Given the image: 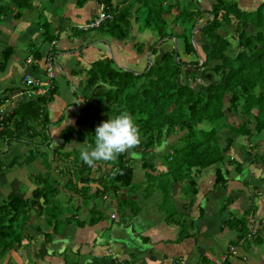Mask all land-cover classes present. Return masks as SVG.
<instances>
[{"label": "trees", "instance_id": "obj_1", "mask_svg": "<svg viewBox=\"0 0 264 264\" xmlns=\"http://www.w3.org/2000/svg\"><path fill=\"white\" fill-rule=\"evenodd\" d=\"M247 1L253 2L249 9L240 7L239 0H205L206 6L197 7L193 2L179 7L178 1L172 3L170 0H123L120 6H112L110 0H103V10L111 17L94 28L118 40H128L133 28L136 33L147 29L155 40L151 43L133 42L132 50L134 53H144L146 49L145 53L149 52L155 57L152 61L148 58V65L138 74L112 66L109 57L93 60L85 70L78 68L72 71V74L84 72L80 86L82 100L73 113V124L61 127L56 143L49 147L55 159L49 160L48 154L36 149L38 145L49 144L48 125L60 124L62 120L59 116L53 121L45 110V104L55 93V86L51 83L45 95L22 97L15 100L12 106H6L5 115L0 117V140L31 144L33 150L28 148L27 161L39 156L45 170L31 177L33 189L30 196L11 192L0 202V256L22 243L30 244L29 240L34 237L32 229L42 234L44 243L50 241L48 230L43 231L40 225L30 227L31 218L43 217V222L48 228L51 227L52 232L59 231L64 223L75 220L71 215L65 218L66 215L61 214L63 222L58 229L61 222L56 209L59 210L60 206H52L53 196L57 197L59 193L56 187L58 179L53 178L50 183L48 179L46 181L48 174L60 172L52 162H63L69 155L76 161L77 183L69 178L64 185L80 197L88 195V185L93 182L101 187L95 188L93 196L97 192H106L119 197L121 188L131 189L135 167L154 171L156 165H161L163 169L156 174L143 172L145 191L151 193L159 190L164 201L169 196L166 195L168 188L173 184H179L186 192L195 195V175L207 167L214 169V187L225 188L228 185L231 177L227 176L229 171L222 170V167L229 165L237 172L241 170V163L226 155L234 137L244 135L248 140L247 155H252V148L264 142V0ZM13 2L17 3L18 9L30 6V0ZM174 7L178 8L177 12H172ZM8 10L7 5L0 4V14ZM199 18H203L201 25L197 23ZM40 25L42 40L49 45L56 35L49 30L47 22ZM196 26L198 30L192 31ZM72 32L81 34L84 30L73 27ZM229 32L234 44L228 37ZM200 35L207 41L204 49L201 48L202 57L196 54L194 43ZM172 38L181 44L184 55H193L195 59L183 60L175 46L163 45ZM200 43L197 41V46ZM161 44L163 50L158 51ZM32 51L34 59L38 60L39 52L37 54L33 48ZM9 54L10 49L5 47L0 54V69ZM3 97L0 104L4 100L12 101ZM125 110L134 116L139 126L140 145L118 155L114 161H99L95 163L96 167H93L95 164H85L80 158V149L94 144L95 130L92 127L98 125V114L105 115L101 116L105 121ZM92 111L97 114L94 116ZM229 112L243 115L245 121L229 124L226 115ZM88 117L91 120L88 121ZM248 123L252 126L248 127ZM221 128L230 133L222 141L219 136ZM36 138L40 144L35 142ZM72 141L82 148L66 149L64 145ZM253 158L254 154L251 163L254 162ZM78 162L81 163L79 168ZM49 165L52 168L50 172L47 170ZM160 176H164L165 181ZM135 210L138 208L135 207ZM225 210V205H222L221 213L219 211L221 225L235 232L229 243L236 245L250 234L248 224L253 208H246L240 216L230 212L224 214ZM202 211L199 209V213ZM89 213L87 224L101 217V213L93 209ZM173 214H176L175 210L169 217ZM17 219L21 221L14 225ZM180 232L177 239L184 235L182 229ZM251 237L254 244L264 243V239L256 234ZM62 253L59 250L47 251L46 255ZM229 258L227 254L219 264H230ZM201 261L205 260L201 258Z\"/></svg>", "mask_w": 264, "mask_h": 264}, {"label": "crops", "instance_id": "obj_2", "mask_svg": "<svg viewBox=\"0 0 264 264\" xmlns=\"http://www.w3.org/2000/svg\"><path fill=\"white\" fill-rule=\"evenodd\" d=\"M48 1L50 4L47 9L43 10L45 14L43 17L44 22H47L51 28L50 31L56 35L55 43L51 46L42 40V28L38 21L32 22L22 18L24 14L19 12L17 3L15 4L13 0H0V4L7 5L9 9L7 13L0 14V54L5 47L10 49V54L3 68L0 69V101L2 102L3 96L9 98L13 91L24 89L26 76L38 77L44 82H49L50 87L52 83V86L56 88L52 99L45 104L49 118L54 121L60 116L61 111H76L82 100L80 86L84 72L77 71L76 74H72L74 69L87 68L90 62L103 58L104 55L117 57L118 61L123 60L125 63H133L137 60L136 58H140L139 54L145 55L149 52L145 53V49L144 53H134L132 50L133 42H141L137 39L139 33H136L134 28L128 40L114 39L98 30L96 32L99 33L98 36L89 30H84L81 34L72 32L73 27L86 23L97 14L99 10L97 0ZM122 1L110 0V3L112 6H120ZM38 2V0H33L32 3ZM198 2L202 3L201 6L205 5V0H198ZM24 9L27 13L28 7ZM98 42L103 44L104 52L94 45ZM164 46L158 50L162 51ZM32 48L37 50V54L39 52L38 60L34 59ZM49 51L52 52L55 65L54 77L51 79L45 78L43 74V60ZM136 54H138L137 57ZM28 57H31V61L26 63ZM73 121L74 118L71 115L68 121L62 119L60 125L59 123L48 125L47 132H49L50 142L48 146L38 145L37 151L46 152L48 159H55V155L51 156L52 151L49 147L56 143L61 127L68 123L73 124ZM35 140L40 144L39 139ZM3 142L6 146L0 158V202L5 200L11 192L30 196L33 189L30 185L31 177L45 170L40 162L38 163L39 160H35L40 157L28 162L26 157L28 143L16 140L10 143L2 140L0 145ZM66 146L71 148L81 145L66 144ZM229 157L234 156L229 155ZM18 158L21 160L19 161ZM233 159L240 161L241 169L244 165H250L249 161L251 163V158H241L244 162L236 157ZM75 162L71 155L63 162L59 161L58 164L65 173L56 177L59 178L56 185L59 189L58 197H61L68 208L74 209V213L65 215H71L75 220L64 223L57 232H52L51 227L44 229L40 225L43 231L50 232V241L44 243L42 234L36 232L32 238V245L22 243L19 246L20 255L25 256L26 254V256L19 257L17 260L8 257L13 262L11 264H14V260L16 264H29V262L32 264H72L73 261L76 264H111L113 262L115 264H219L227 254L230 257V264H264V249L258 252L251 237L255 234L261 238L264 237V180L258 174H251V171L250 175L243 178L239 175L241 170L237 172L232 166L225 165L224 168L229 171L227 176L231 179L225 188H220L213 186V167L204 168L196 175L212 172L210 188L203 192L197 189L193 198H187L181 194L182 186L173 184L169 187L173 197L172 203L165 202L160 194L152 191L148 193L149 203L156 204L161 213L167 214L155 220L151 216L152 213L142 211L140 205L144 204V197L147 195L142 196V193L137 190L129 192L121 188L119 197L106 192L103 194L97 192L93 196L95 188H101L99 184L93 182L88 185L86 197H80L71 192L64 184L69 178L76 179ZM161 169H163L161 165H156L154 171L157 170L156 173H158ZM154 171L149 172L155 174ZM143 172L144 170L135 167L133 184L136 182L142 183L143 186L146 185ZM248 184L253 189L251 194L247 190ZM128 199L130 201L126 202ZM132 203L135 205L131 206ZM222 205H225V212L232 214L233 212L230 211L232 209L235 211L233 214L237 216H240L246 208H253L249 216L248 228L252 225L256 228L255 232L251 233L249 228L250 234L236 244L235 254L228 253V247L232 245L229 242L233 239L235 232L222 227L220 223L219 208ZM135 207L138 208L137 211ZM166 207L175 210L177 218L169 217L170 212L165 210ZM90 209L100 212L101 217L94 223L87 224L83 216L89 217ZM199 209L203 211L199 213ZM112 213L115 215L114 218L109 217ZM76 220L81 222L77 223ZM181 229L184 235L181 239H177ZM246 240H250L253 245H244ZM41 246L44 247V251L39 252L37 247L41 248ZM246 246L248 247L245 248ZM250 248L253 249L248 252ZM56 250L63 251V253L46 255L47 251ZM7 252L0 256V264L8 260ZM13 252H18V250ZM201 258L205 261L202 262Z\"/></svg>", "mask_w": 264, "mask_h": 264}, {"label": "rangeland", "instance_id": "obj_3", "mask_svg": "<svg viewBox=\"0 0 264 264\" xmlns=\"http://www.w3.org/2000/svg\"><path fill=\"white\" fill-rule=\"evenodd\" d=\"M39 2L38 3H36V4H34V3H32L33 2V0H30V6L28 7V9H27V13L25 12V9L24 8H20L19 7V10H20V13L21 14H24L23 16H22V18H24V19H26V20H28V21H32V22H35V21H38L40 24H42L45 20V18L43 17V15H45L44 14V12H43V10L44 9H47V6H49V4H50V1H48V0H38ZM172 3H175L176 1H178V6L179 7H182L184 4H187V3H194L195 5H196V7H197V5H202V3H200V2H198V0H170ZM207 5V4H206ZM206 5H203V6H206ZM239 5H240V7H242L243 9H249V8H251V6L253 5V2H250V1H247V0H239ZM178 9V8H177ZM177 9L174 7L173 9H172V12H177ZM21 18V19H22ZM202 22H203V18H199L198 20H197V23H199L200 25L202 24ZM49 30H51V28H49ZM89 31H93L94 33H96L97 32V30H95L94 28L93 29H88ZM196 30H198V26H196V27H194V29H193V31H196ZM131 33H132V31H131ZM131 33H130V35H131ZM196 34V33H195ZM96 35L98 36L99 35V33H96ZM129 35V36H130ZM139 37H137V39L139 40V41H141V42H144V41H147L148 43H151L153 40H155V36H153L147 29H144V30H142V32H139V34H137ZM229 35H231V32H229V34H228V37H229V39H230V41H231V44L233 43V41L231 40V38H230V36ZM178 40V39H177ZM201 42L200 44H199V46H197V44H196V42ZM196 42H195V40H194V43H195V46H196V54L199 56V57H202V49L201 48H203L204 49V47H205V44H206V39L205 38H203L202 37V35H200L199 37H198V40H197ZM164 44H167V46L169 47V45L171 46H175V48L178 50V52H179V55H180V57L183 59V60H186V61H190V60H194L195 58H194V56L193 55H184L183 53H182V51H181V44L178 42V43H176V41H174V39L172 38L171 40H166L164 43H163V45ZM234 44V43H233ZM94 45H97L96 47L97 48H100L101 49V51L102 52H104L105 51V48H104V46H103V44L102 43H100V42H98V43H96V44H94ZM162 44H161V46H159V48L160 47H162L163 46ZM159 51V50H158ZM108 52V51H107ZM203 52H204V50H203ZM159 53V52H158ZM119 56H121L120 54H119ZM138 56V54H136V57ZM144 56V57H143ZM104 57H107V55H104ZM138 57H140V58H136L137 60L136 61H134L133 63H131V62H127V63H125L123 60H120V61H118V58L117 57H114V58H112L111 56H109V58L111 59V65L112 66H115V67H119L120 69H123V70H129V71H132L134 74H138L139 72H141L142 70H143V67L145 66V65H148V63H149V61H152L153 59H154V55H152L151 56V54L150 53H148V54H145V55H142V54H139V56ZM148 58H149V61H148ZM123 65L125 66V67H123ZM83 69H87V68H83ZM197 87L199 86V85H196ZM75 111H73V112H70V111H67V110H64V111H61L60 112V116L62 117V119L65 121V120H67L68 121V118L71 116V115H73V113H74ZM93 112V111H92ZM91 112V114H94V112L92 113ZM104 114H105V112H103ZM97 114V113H96ZM96 114H94V116L96 115ZM107 114V113H106ZM90 115V114H89ZM226 115H227V122L229 123V124H239L240 122H244L245 120H244V116L243 115H241V114H239V113H232V112H229V113H226ZM93 116V117H94ZM101 116H105V115H101ZM101 116L98 114V118L97 119H99V121L97 122V124L99 125L103 120H102V118H101ZM111 116H113V114H111ZM107 117V116H106ZM107 118H109V117H107ZM97 119H93V121H96ZM87 120L89 121V120H91V119H89V117L87 118ZM60 125V124H59ZM87 125H88V122H87ZM247 126L248 127H251L252 126V124L250 123H248L247 124ZM95 128H96V126H93L92 127V129L93 130H95ZM88 130L90 129V128H87ZM92 130V131H93ZM90 132V131H89ZM263 132H264V129H263ZM49 133V132H48ZM227 134H230L225 128H221L220 130H219V136H220V141H222L223 140V137H225ZM172 138V137H171ZM170 140V139H169ZM0 141H2V140H0ZM11 141L12 140H9V142L11 143ZM68 144H73L74 145V143H68ZM67 144V145H68ZM248 140L244 137V135H241V136H237V137H234V142L232 143V145H231V147L226 151V155L227 156H229V155H231V156H234V157H236V158H238L239 160H242L241 158H247V159H250V158H252V156H253V154H254V158H253V163H252V165H251V163H250V161H249V164L250 165H248V166H246V165H244V166H242V169H241V171L239 172L240 174L239 175H241L243 178H245V177H247L248 175H250V172H251V174H253V173H256V174H258V176L259 177H262L261 179H263L264 180V161H262V159L264 158V142L263 141H261V142H259V144H258V146L256 147V148H252V152H250V154H252V155H250V156H248L247 154H245V150L247 149V146H248ZM5 146H6V144L3 142L1 145H0V158H1V156H2V154H3V152H2V150L5 148ZM27 147H29L31 150H33V146H31V144H29ZM64 147L66 148V149H69V147L68 146H66V145H64ZM47 150H49V149H47ZM81 150V149H80ZM157 150H159L160 151V149L158 148ZM248 151V150H247ZM45 154H46V152H45ZM56 155H57V153H56ZM256 155H259V157H257L256 158ZM261 156V157H260ZM36 157H38V156H36ZM233 157V158H234ZM19 159V161L21 160V158H18ZM35 160H39L38 161V163L40 162V158L39 159H35ZM46 162H48L49 163V161H48V159L46 158ZM50 160V159H49ZM237 163H238V161L237 160H235ZM242 162H244V160H242ZM53 165L55 166V168H58V169H60V172H56V173H53L52 172V174L50 173V174H48V176H47V178H46V181H47V179H48V181H49V183L50 182H52V180H53V178H56L57 176L58 177H60V175H62L63 173H65L64 172V170H62L61 169V167H60V165L58 164L59 163V161H53ZM239 163H240V161H239ZM41 164V163H40ZM235 164V163H234ZM77 165H78V168H79V166L81 165V163L80 162H78L77 163ZM99 165V164H98ZM97 165L95 164L93 167H96ZM49 169V172H50V169H51V171H52V168H51V166L49 165V168H47V170ZM225 168H224V166L222 167V170H224ZM144 170V172H149L147 169H142V171ZM147 170V171H146ZM85 171H87V170H85ZM157 171V170H156ZM156 171H154V173L156 174ZM82 172V171H81ZM95 172V171H94ZM233 172V171H232ZM204 175H200V176H198V175H195V181H196V188L201 192H203V191H205V190H207V189H209L210 188V184H211V182H212V178H213V174H212V172H210V174H208L207 172H205V173H203ZM75 175H77L76 173H75ZM162 177H164V176H160L159 178H161V179H163L164 181H165V179L164 178H162ZM56 179H59V178H56ZM72 180V179H71ZM76 180V181H75ZM72 181H75L76 183H77V178L76 179H74V180H72ZM240 181H241V179H240ZM249 185V184H248ZM248 185H247V187H248ZM131 186V189H129V188H126V191H133V192H135L136 190L137 191H139V192H141L142 193V196H145V195H147V196H145L144 197V204H142V205H140V207H141V209H142V211H144L145 213H147V212H150V213H152V215L151 216H153V218L156 220L158 217H160L161 215H167V214H165V213H161V210H160V208H158V206L156 205V204H150L149 202H150V199H147L148 198V193L145 191V186H143V184L142 183H136L135 182V184H133V185H130ZM246 187V188H247ZM156 191H157V189H155ZM181 190V194L184 196V197H187V198H190V197H192L193 196V194H191V193H188V192H186L183 188H181L180 189ZM247 190L249 191V193L251 194V192L253 191V189H252V186L251 185H249V187L247 188ZM159 191V190H158ZM157 191V192H158ZM159 193V192H158ZM171 193V189L170 188H168V190H167V194L166 195H169V196H167L166 197V200H165V202L167 201V202H173V197H172V195L170 194ZM160 194V193H159ZM49 195H53L52 193H49ZM193 198V197H192ZM53 201H52V206H56V204L57 205H59L60 207H58V208H60L59 210L58 209H56V212L57 211H59V215H58V219L60 220L59 222H61V223H59V226H58V229L60 228V226L62 225V222H63V219L61 218V214L62 215H67V214H71V213H74V209H72V208H68L67 207V205H66V203L65 202H63L62 200H61V197H56V195H54L53 196ZM152 199V198H151ZM251 199H253V197L251 198ZM130 201V199H128V200H126V202H129ZM122 204H123V202H122ZM135 204L134 203H132L131 204V206H134ZM107 210H108V208H106ZM165 210L166 211H169L170 213H172L173 212V210H171V209H169V208H165ZM229 210H230V208H229ZM219 211H220V208H219ZM230 211H232L233 213L235 212V211H233L232 209L230 210ZM220 213H221V211H220ZM232 213V214H233ZM224 214H226V212L224 213ZM69 216V215H68ZM68 216H66L65 218H67ZM172 216V218H177V216L178 215H176V214H173V215H171ZM33 217V216H32ZM83 218H85L86 220H85V223H87V216L86 215H84L83 216ZM164 218H166V216L164 217ZM62 219V220H61ZM20 221L21 220H19V219H17L16 220V222H14V225H15V223H20ZM30 222H31V224H30V227H35L36 225H41L42 227H44V228H47V227H49V226H47L46 225V222L44 223L43 222V217H41V216H38L37 218L35 217V218H31L30 219ZM220 223H221V218H220ZM224 227H226V226H224ZM256 229V228H255ZM26 232H28V230L26 231ZM35 231H33V229L31 230V234L32 235H34L35 236ZM262 238H264V237H262ZM30 242V245H32V239H30L29 240ZM245 244H248V245H253V243L250 241V240H246L245 242H244V245ZM255 245V248H256V250L258 251V252H260V250H263L264 249V243H261V244H254ZM248 246H246L245 248H247ZM37 248H39V252H42V251H44V247L43 246H41V248L40 247H37ZM21 248H19V247H17V248H12V249H10L7 253H8V256H7V258L8 257H12V258H15L16 260H17V258H19V257H25L26 256V254H25V256H21L20 255V252H21V250H20ZM45 249H46V246H45ZM253 248H250L249 249V251L248 252H250L251 250H252ZM17 251L18 250V252H13V251ZM5 252V253H6ZM4 253V254H5ZM3 254V255H4ZM13 254H14V256H13ZM73 255H75V254H73ZM16 256V257H15ZM4 257V256H3ZM72 257V256H71ZM6 258V257H5ZM5 258L3 259V261L5 260ZM11 262H12V260L11 259H9L8 258V260H6L5 262H3L2 264H11ZM13 263V262H12ZM14 264H16V261L14 260ZM29 264H32V262H29Z\"/></svg>", "mask_w": 264, "mask_h": 264}, {"label": "clouds", "instance_id": "obj_4", "mask_svg": "<svg viewBox=\"0 0 264 264\" xmlns=\"http://www.w3.org/2000/svg\"><path fill=\"white\" fill-rule=\"evenodd\" d=\"M140 143L139 126L134 116L125 110L96 126L94 144L82 148L80 158L89 166L99 161H114L118 155L138 147Z\"/></svg>", "mask_w": 264, "mask_h": 264}, {"label": "built area", "instance_id": "obj_5", "mask_svg": "<svg viewBox=\"0 0 264 264\" xmlns=\"http://www.w3.org/2000/svg\"><path fill=\"white\" fill-rule=\"evenodd\" d=\"M97 3L99 6V10H98L97 14L88 23H84L82 25H79L78 26L79 28H81L83 30H87L89 28H94V27L98 26V24L101 23L104 19H108L111 17L110 13H107L103 10L104 9L103 0H98ZM54 43H55V40H52L49 45L51 46ZM30 61H31V57H28L26 59V63H28ZM54 66H55L54 65V58L52 56V52L49 51L47 53L45 59H44L43 74L45 75V78L51 79L54 77V68H55ZM24 84H25L24 89L15 90L12 92L11 95H9V98L12 99V101L4 100V103L0 104V117L5 115L6 106H12L14 104L15 100L21 99L22 97H29V96H33V95H45L47 90L50 88L49 82H47V81L44 82L38 77L32 78V77L26 76L24 78ZM0 128H1V123H0ZM113 216H114L113 214H110V217H113ZM249 228H250V226H249ZM250 230H251V233L255 232V228L252 227V225H251ZM235 246L236 245H230L228 247V253L235 254L236 253L235 252ZM111 264H115V263L113 262Z\"/></svg>", "mask_w": 264, "mask_h": 264}, {"label": "water", "instance_id": "obj_6", "mask_svg": "<svg viewBox=\"0 0 264 264\" xmlns=\"http://www.w3.org/2000/svg\"><path fill=\"white\" fill-rule=\"evenodd\" d=\"M193 29H194V28H193ZM192 31H193V30H192ZM192 31H191V32H192ZM191 40H192V42H193V36H192V35H191ZM41 200H42V198L40 197V198H39V201L41 202Z\"/></svg>", "mask_w": 264, "mask_h": 264}]
</instances>
